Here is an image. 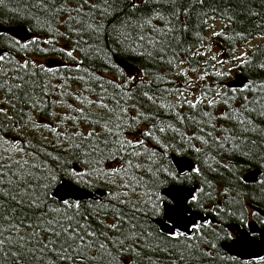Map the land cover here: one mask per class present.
I'll return each mask as SVG.
<instances>
[{
	"label": "trees",
	"instance_id": "obj_1",
	"mask_svg": "<svg viewBox=\"0 0 264 264\" xmlns=\"http://www.w3.org/2000/svg\"><path fill=\"white\" fill-rule=\"evenodd\" d=\"M36 2L37 0H3L0 3V22L2 24L26 25L33 34V38H37L36 43L29 44L27 49H23L15 43L19 39L8 33H0V46L5 48L15 61L28 60L37 65H43L45 68L56 69L54 72L37 69L35 76L28 77L30 82L38 81L40 85L50 86L48 88L49 95L43 97L40 96V89L37 88L36 95L38 97L45 101H55L58 98L63 101V107L59 104L54 107L49 104L45 111L51 110L61 116L66 113L76 115L72 109L67 108L68 104H72L73 108L84 107L90 119L93 120L107 115L112 121L107 127L111 128L113 124L117 123L122 124V128L118 131L114 129L112 136H108L103 131L104 122L89 125L88 121L81 120L75 126V130L87 133L95 129L100 133L98 139L101 141L142 139L146 148L155 151L156 155L150 159L147 155L129 156L116 152L118 157L123 156V158L114 160L109 155V151H115V149L110 144L107 147L102 144L101 147L104 148V151L100 154L101 162L96 163L91 157L82 155L79 150L72 153L66 152L64 150L67 147L66 143L63 146L51 143L56 140V137L47 130L41 132L37 128L33 131L31 127H28L21 131L20 123L22 121L17 123L16 127H13L12 122L8 121L0 123V157L6 159L11 157V161L27 160L30 165L46 160L52 167L67 169L68 173L72 168L86 172L92 169L97 170L92 175H85L79 182L72 175L58 171L57 175L60 179L52 182L49 189L48 202L53 207L58 206L60 201L52 194L63 182L71 181L93 191L104 190L105 193H110L117 190L120 177L112 176L107 180L102 179L99 169L126 167L125 161L129 159L133 165H140V167H133L128 171L137 177H143L144 183L137 185L135 191L119 189L121 192L128 191L127 198L136 207L146 210V214L133 213L131 205H119L123 212L127 213L126 219L142 225L136 229L137 231L146 228L153 233L151 237H148V242L153 247L142 245L146 251L135 261V264H264V261L261 260L243 261L236 257L233 259L234 256L228 254L221 246L224 241L231 240L234 236V233L228 228L232 223L247 227L249 221L255 219L259 225H264L262 222L264 216L256 212L255 209L256 207L264 209V91L258 87L264 83V69L260 67L261 64H264V0H206L203 9L208 17L206 24L200 23L202 13L199 6L190 9V15L194 17V20L189 24L190 32L180 34V43L175 47L179 53V59L183 61L179 67L161 62L158 56L156 59H152L122 49L114 42L112 34V27H120L115 14L105 20L107 30L103 37L98 38L99 44L89 40V44L93 48L102 49L99 54L93 53L90 57H86L82 51L77 50L73 52L75 59L68 57L66 52L61 53L58 50L76 48L75 41L78 37L73 33L66 32L65 26L59 20H53L50 14L40 11L36 7ZM155 2L157 0H149L150 4ZM116 3L118 5L115 9L116 13H119L122 8L130 11L128 8L130 0H116ZM193 4H197V0H193ZM145 11L146 6H141L137 10V14L143 15ZM184 19H188V17L185 16ZM153 22L160 27L164 25L163 21L154 20ZM218 23L220 25L212 32L211 29ZM48 24L52 28H58L59 32L64 35L53 36V33L48 29ZM215 32H221L222 35L215 36L213 35ZM45 39H53L54 43L45 44ZM253 40L256 43L245 57L249 62L242 64L236 59L239 49ZM19 41L21 44L26 43ZM86 47L87 45H81V48ZM212 47L215 50L209 52ZM53 48L57 51H52ZM40 49H48V51H40ZM171 56L172 52L169 51L168 58L170 59ZM48 57H56L57 60L45 61L44 58ZM213 57L216 59L213 60ZM81 60H83V64L79 66L88 69V73L76 71L77 63ZM222 60L235 62L232 70L241 71L247 78V82H254L252 87L243 92L239 90L241 87H228L227 83L233 75L230 69H225L224 63H220ZM49 62L52 65H48ZM65 65L67 68L64 67ZM6 70L11 72V67L6 66ZM180 72H184L186 75H179ZM217 72H220L221 75L217 76ZM89 73L115 83H123L128 80L129 76L137 78L124 88L125 92L131 91V99L121 97L118 90L105 84L108 96L115 95L128 109L127 113H124L111 99L104 100V103H108L115 109V113L120 116L119 120L116 115H110L88 101H85L84 104L80 103L85 97H88L89 101L99 102L97 93L101 89L97 81L89 78ZM194 74L196 77H193ZM12 75L17 74L13 72ZM76 77H84V79H76ZM140 79L144 80L147 87L137 86ZM177 88L184 91V97H179L173 91ZM232 89H237V91L233 92ZM217 91L220 96H216V100L220 101L223 97L226 102L209 107L207 101L204 100L196 109L188 106V101L195 102L204 93L214 96ZM62 92L69 95H62ZM144 92H147L152 99L149 100L145 97ZM0 99L10 98H6L4 91H0ZM162 105H175L176 107ZM244 105L247 106V110ZM3 106L7 108L9 115L19 108H23L25 112L28 111L20 103L16 104V109L9 107L7 102ZM203 112H209L212 119L204 117ZM177 113L186 118L181 120L176 115ZM223 113H226L230 118H225ZM32 115L38 121L56 123L58 119V117H48L39 114V112ZM193 117L195 120L192 119ZM15 118L19 120V115ZM2 121L4 118L0 117V122ZM65 123L67 127L58 126L62 131L71 134L74 130L73 122L66 121ZM169 125L172 127L170 128ZM160 127H164L165 131L160 132ZM174 129L180 131L177 132ZM150 130L152 131L151 137L143 135L144 132ZM197 136H203L208 143L205 144L202 140L196 139ZM187 137H193V139L189 142ZM157 138L159 143H157ZM12 141H19V143H12ZM20 147H24L23 153L16 151ZM196 148H200V152H196ZM139 151L143 153L145 148L142 147ZM48 152L60 156L61 161L53 160L52 156L47 155ZM29 153H34L36 158L30 156ZM172 154L190 156L195 161V167L200 168V174L193 171L180 174L172 161ZM85 160L88 163H84ZM159 167L167 168L169 172L176 175V179L164 172H156ZM149 168L152 171H149ZM255 168L261 169L258 181L247 183L243 176ZM41 174L37 171V175ZM33 183H47V181L34 180ZM171 184L191 187L197 185L195 194L198 197V202L190 204L191 207L213 216L212 223L208 227H204V223H200L202 226L195 232L192 240L186 241L183 237L179 241L164 238L160 226L155 222V219L163 216L164 208L156 211L146 203L152 193L159 194L165 201H169L162 191ZM199 189H203V191L201 192ZM152 198L155 199V196ZM98 202L117 203L106 195L101 200L80 201L82 211L87 213L91 210L89 217L91 221L98 219L96 211L100 208ZM221 208L224 211H220ZM0 214L5 217L24 219L25 223H28L34 221L39 215V209L28 208L27 205L17 207L15 201L6 200L4 207L0 208ZM99 216L105 218L106 223H110L113 218L111 209L100 210ZM0 223H3L5 228L8 227L7 220L0 221ZM124 228H128L127 223L124 224ZM200 236H203V239H199ZM209 241L215 244V248L209 246ZM188 244H191L192 247L188 248ZM149 257H151V261H149ZM5 264H13L12 258H5ZM30 264H37V262L33 260L30 261Z\"/></svg>",
	"mask_w": 264,
	"mask_h": 264
},
{
	"label": "snow or ice",
	"instance_id": "obj_2",
	"mask_svg": "<svg viewBox=\"0 0 264 264\" xmlns=\"http://www.w3.org/2000/svg\"><path fill=\"white\" fill-rule=\"evenodd\" d=\"M3 0H0L2 3ZM206 5V0H197V4H193V0H157L155 3H149V0H130L128 8L130 11L120 9L119 13L115 12L118 7L116 0H37L36 7L45 14H50L53 20H59L66 29V32L75 34L78 39L75 41L76 48L72 50H66L61 48L58 51L65 53L68 57L75 59L73 52L80 50L86 57H90L93 53L99 54L102 49L99 47L93 48L89 44V40L95 41L99 44L100 37L104 36L106 29L105 20L114 15L119 20L120 27H112V34L114 35V42L117 43L122 49L127 50L130 53L137 54L139 56H147L152 59H156L157 56L161 62L168 63L179 67L183 63L179 59V53L175 50V47L180 43V34L190 32V21L194 20V17L190 15V9H195L199 6L201 9L200 23H207V13L203 11ZM141 6H146V11L143 15H138L137 10ZM75 13V14H73ZM122 14V15H121ZM187 16L188 19H184ZM231 20V18H229ZM163 21L162 27L158 26L153 21ZM47 23V21H45ZM48 29L55 35H64L60 33L58 28H52L48 24ZM215 36H221V32L213 33ZM87 36V39H85ZM245 39H247L245 37ZM37 42V38H33L26 43L21 44L19 40L15 43L23 49H27L29 44ZM45 44H53V39H45ZM81 45H87L86 48H81ZM151 49V50H149ZM40 51H48V49H40ZM52 51H57L55 48ZM172 52V56L169 59L168 53ZM186 54V53H185ZM247 53L236 57L242 64H246L249 61L245 59ZM216 58L213 57V60ZM221 64L225 61H220ZM83 64V60L78 61L76 71H83L88 73L89 70L81 68L79 65ZM6 66L11 67V72L6 70ZM118 67V65H115ZM67 68V66H64ZM260 67L264 69V64ZM31 69V71H30ZM54 72L56 69L51 67L45 68L43 65H37L35 62H29L24 60L23 62L15 61L10 53L4 49H0V91H4L5 97L10 99H0V117L4 118V121L0 123L12 122V126L16 127L17 123H20V130L31 127V130L39 128L41 132L47 130L56 137V140L51 143L63 146L65 143L67 147L64 149L66 152L72 153L79 150L85 157H91L96 163L101 162L100 154L104 151L101 147L103 144L107 147L109 144L115 151H109V155L112 159H122L123 156H117L116 152L122 154L132 155H147L150 159L156 155L155 151L147 149L145 142L142 139L129 141L119 140L111 141L98 139L100 133L93 129L84 133L83 131L75 130L81 120L88 121L89 125L100 124L104 122V132L108 136L114 134V129L119 130L122 128V124H113L111 128L107 127L112 121L109 116L97 117L94 120L90 119L89 114L86 113L84 107L73 108L72 104H68L67 108L72 109L76 115H59L54 111H45L46 107L50 104L53 107L57 104L63 107V101L57 99L55 101H45L36 95L37 88L40 89V96H48L49 85H40L38 81L30 82L28 77L35 76L36 70ZM15 72L17 75L13 76ZM179 75H186L184 72H180ZM217 76L221 73L217 72ZM89 78L98 82L101 89L97 93L98 101L88 100L85 97L80 103L84 104L85 101L95 105L97 108L105 110L110 115H116L117 119L120 116L115 113V109L110 107L108 103H104L105 99H111L115 105L124 113H127L128 109L121 104V101L116 98L115 95L109 97L105 84L110 85L112 88L119 91L121 97L128 99L132 98L131 91H124V88L132 80L137 78L129 76L128 80L123 83H115L114 81L103 80L100 76H95L93 73H89ZM67 79V78H66ZM76 79H84V77H76ZM161 79H163L161 77ZM204 79V77H201ZM9 81H12L11 83ZM254 82H246L239 90L241 92L246 89H250ZM138 87H147L144 80L140 79ZM62 87V86H61ZM261 91H264V83L259 86ZM95 91V90H93ZM167 91V90H165ZM173 91L179 97H184V91L180 88ZM233 92L237 89H232ZM62 95H69L66 92H62ZM143 95L149 100L152 97L148 96L147 92ZM216 96H220L217 91L214 96H208L204 93L201 97L197 98L195 102L188 101V106L192 109H196L200 103L204 100L207 101V106L213 107L217 103L226 102L223 97L221 100H216ZM246 99V98H245ZM8 103V106L16 109V104L20 103L28 109L27 112L23 108L16 109L12 115H9L8 110L4 103ZM164 107H176L175 105H162ZM247 110V106L244 105ZM39 112V114L46 115L48 117H58L56 123L51 121H38L34 119L33 113ZM19 115V120H16V116ZM143 115L142 113L140 114ZM181 120L186 117L176 114ZM225 118H230L226 113L222 114ZM203 116L209 120L212 116L209 112H203ZM195 120V117L192 118ZM66 121H72L74 130L71 134L62 131L60 126L67 127ZM162 123V122H161ZM244 123V121H241ZM171 128L172 126L169 125ZM179 132V129H174ZM160 132H164L165 128L160 127ZM203 131V129H201ZM144 136H152V131L144 132ZM209 135H211L209 133ZM196 139L202 140L205 144L208 141L203 136H197ZM47 139V137H45ZM190 142L193 137H187ZM87 142V143H86ZM12 143H19V141H12ZM157 143L159 140L157 138ZM145 148L142 153L140 148ZM24 147L18 148L16 151L23 153ZM200 148H196V152H200ZM33 158L34 153H29ZM48 156H52L53 160L61 161L60 156H55L53 153L48 152ZM84 163H88L87 160ZM154 163V161H153ZM125 166L121 168L113 169H99V174L102 179L107 180L112 176L120 177V184L117 186V190L110 193H105L111 200L117 201L115 204H107L98 202L100 208L97 209V217L95 221L89 219L91 210L85 213L81 210V204L78 201L72 202L68 199H60L59 205L53 207L49 204V189L52 182L58 181L60 177L57 175L58 171H64L66 174L72 175L78 182L83 180L85 175H92L97 172L96 169L91 171H83L78 168H72L70 173L67 169H57L48 164V162L40 161L35 164H28L27 160L11 161V157L7 159L0 157V208H3L6 200L15 201L17 207H23L27 205L28 208L39 209V215L34 221L25 223L24 219H17L16 217H5L0 214V221L7 220L8 227L5 228L3 223H0V264H5V258H12L13 264H30V261H36L37 264H135V261L146 251L142 245H148L149 248L153 247L148 242V237L153 235L152 232L144 228L142 231H137L138 227L142 225L132 223L131 220H127V213H124L119 205H131L133 213L141 212L146 214L144 208L136 207V205L128 199V191L121 192L119 189H131L136 190V186L143 184V177H137L134 173H129V169L133 167H140V165H133L132 161L126 160ZM36 171H33V170ZM152 171L151 168L148 169ZM37 171L42 173L37 175ZM192 171L200 174L199 167H193ZM156 172H164L173 179H176V175L165 167H159ZM155 174V173H154ZM47 181V183H33V181ZM134 182V183H132ZM203 191V189H199ZM227 192V189H225ZM52 195H56L53 193ZM209 195H211L209 193ZM155 196V199L152 198ZM123 197V198H122ZM172 203L165 201L162 196L156 193H152L149 196L148 203L150 207L156 211L160 208H164L168 216L169 226L167 230L162 229L164 238L169 240L179 241L181 237L184 240H192L195 232L201 228L200 223H192L189 225V231H183L179 227H176V220L182 218L186 213H190L191 209L184 206L185 203L193 204L198 202V197L193 193L189 200L181 202L173 198ZM111 209L112 221L110 223L105 222V218L99 216L100 210ZM220 211H224L223 208ZM173 216L176 219H173ZM264 222V221H262ZM128 224V228H124V224ZM212 222L206 221L204 227H208ZM251 232H244L242 237L235 238L238 244L252 243V237L257 233L254 228L248 226ZM111 233V234H110ZM199 239H203L200 236ZM209 246L215 248V244L211 241L208 242ZM158 247V246H156ZM188 248L192 245L188 244ZM135 253L136 255H132ZM151 261V257L148 258ZM235 259V257H233ZM264 261V257L259 258Z\"/></svg>",
	"mask_w": 264,
	"mask_h": 264
},
{
	"label": "water",
	"instance_id": "obj_3",
	"mask_svg": "<svg viewBox=\"0 0 264 264\" xmlns=\"http://www.w3.org/2000/svg\"><path fill=\"white\" fill-rule=\"evenodd\" d=\"M0 33H8L11 36L27 42L33 38V34L29 31L26 25H4L0 22ZM0 49H4L0 47ZM48 65H52V63H48ZM247 78L240 71L234 75V78L231 79L228 83V87H242L246 82ZM172 161L176 166L177 170L180 174H185L187 172L192 171V168L195 166V161L187 155H171ZM261 174L260 168H255L249 172H247L243 179L247 183H253L258 181L259 176ZM197 185L185 186L180 184H171L163 189L162 193L167 197L170 203L175 200H179L181 202H186L190 199L191 195L195 193ZM55 196L60 201L61 198L68 199L71 201H83V200H101L105 196L104 190H90L84 187H81L74 182L68 181L61 183L55 189ZM185 207L190 208L191 212L186 213L182 218L176 220V227H179L183 231H189V225L192 223H205L208 220H212L210 214H206L202 211L194 210L190 204L185 203ZM256 212L260 215L264 216V209L256 207ZM173 219H176L173 216ZM155 222L160 226L161 230H167L169 226L168 216L165 212L162 217L155 219ZM251 228L256 230V235L252 237V243L248 244H238L235 238L242 237L244 232H251ZM228 228L234 233V236L231 240L224 241L222 243V248L231 256L239 258L243 261H257L260 260V257H264V225H259L258 222L253 219L249 221L247 227H242L238 224L232 223L228 226Z\"/></svg>",
	"mask_w": 264,
	"mask_h": 264
},
{
	"label": "rangeland",
	"instance_id": "obj_4",
	"mask_svg": "<svg viewBox=\"0 0 264 264\" xmlns=\"http://www.w3.org/2000/svg\"><path fill=\"white\" fill-rule=\"evenodd\" d=\"M220 25V23H218L217 25H215V27L213 28V29H211V31L213 32L218 26ZM256 43V41L255 40H253L252 42H250V43H248V44H246V45H244V46H241V48L239 49V53L237 54L238 56L237 57H239V56H241L242 54H244V53H248L249 51H250V49H251V47L254 45ZM211 45V44H210ZM211 50H215V48H211L210 50H209V52L211 51ZM218 50V49H217ZM218 57H220V55L218 54ZM44 60L45 61H48V60H57V58L56 57H48V58H44ZM226 68V70H228V69H230L231 70V72H232V79L234 78V75L237 73V72H239L238 70H232V67L235 65V62H230L229 60H227V62H225L224 64H223ZM193 77H196V75L194 74L193 75ZM251 221V220H250Z\"/></svg>",
	"mask_w": 264,
	"mask_h": 264
},
{
	"label": "bare ground",
	"instance_id": "obj_5",
	"mask_svg": "<svg viewBox=\"0 0 264 264\" xmlns=\"http://www.w3.org/2000/svg\"><path fill=\"white\" fill-rule=\"evenodd\" d=\"M190 157V156H189ZM191 158V157H190ZM82 187V186H81ZM91 190V189H90ZM96 191V190H95ZM213 217V216H212ZM209 221V220H208ZM211 221V220H210Z\"/></svg>",
	"mask_w": 264,
	"mask_h": 264
},
{
	"label": "flooded vegetation",
	"instance_id": "obj_6",
	"mask_svg": "<svg viewBox=\"0 0 264 264\" xmlns=\"http://www.w3.org/2000/svg\"><path fill=\"white\" fill-rule=\"evenodd\" d=\"M1 47V46H0ZM253 220V219H252ZM257 236V235H256Z\"/></svg>",
	"mask_w": 264,
	"mask_h": 264
}]
</instances>
